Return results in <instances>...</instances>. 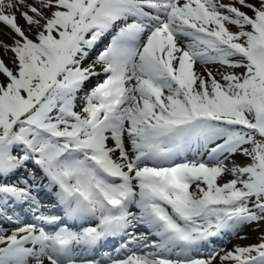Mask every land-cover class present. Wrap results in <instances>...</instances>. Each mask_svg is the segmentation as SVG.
Instances as JSON below:
<instances>
[{"label": "snow or ice", "instance_id": "snow-or-ice-1", "mask_svg": "<svg viewBox=\"0 0 264 264\" xmlns=\"http://www.w3.org/2000/svg\"><path fill=\"white\" fill-rule=\"evenodd\" d=\"M261 224L264 0H0V264H264L215 244Z\"/></svg>", "mask_w": 264, "mask_h": 264}, {"label": "rangeland", "instance_id": "rangeland-1", "mask_svg": "<svg viewBox=\"0 0 264 264\" xmlns=\"http://www.w3.org/2000/svg\"><path fill=\"white\" fill-rule=\"evenodd\" d=\"M227 2V1H226ZM233 31H235L236 29L235 28H233L232 29ZM109 40H110V36L109 37H106V38H104L103 40H102V42L98 45V47H97V49H95L94 51H93V53H92V55H91V59H94L95 58V55L100 51V50H102L103 49V47L109 42ZM87 62H91L90 60L89 61H87ZM86 62V63H87ZM197 69L198 70H200V71H202L203 69L199 66V65H197ZM93 83H95V81H93ZM238 160L240 159V158H237ZM30 170H31V167H30ZM25 175V173L23 172V170L21 171V172H19V173H17V176H24ZM15 178L16 177H12L11 179L12 180H15ZM16 211L18 212V213H20V209L19 208H17L16 209ZM27 219H28V217H27ZM5 227H8V225H5ZM261 232H264V224H261L260 226H259V228L257 229L256 228V226H253V229L250 231V232H247V235H248V239H246V240H237L235 237H233V238H231V239H229L228 237H225L224 238V240L223 241H217V242H215V244L216 245H218V246H222V247H226L227 246V244L230 242V241H234V240H237V242L239 243V244H251V243H256L257 242V237L260 235V233ZM139 234V230L137 231V235ZM118 243H119V241H118ZM118 243L116 244V245H118ZM116 245L114 246V247H116ZM102 251H104V250H102ZM112 250H110V254H112V255H116V254H113V252H111ZM102 254H103V252H102ZM101 254V255H102ZM123 256V255H122ZM93 258V257H92ZM95 258H97V259H99L100 257H97V256H95ZM91 259V258H90Z\"/></svg>", "mask_w": 264, "mask_h": 264}, {"label": "bare ground", "instance_id": "bare-ground-1", "mask_svg": "<svg viewBox=\"0 0 264 264\" xmlns=\"http://www.w3.org/2000/svg\"><path fill=\"white\" fill-rule=\"evenodd\" d=\"M227 0H224V2H226ZM40 179V177L38 176L37 177V180H39ZM46 182V181H45ZM41 194H43V193H41ZM44 195V194H43ZM44 201H45V204H46V206H47V208L45 209V214H59V213H57L56 212V210L55 209H53L52 208V205L50 204V202L44 197ZM48 209H51V212H49L48 211ZM253 229V227H251V228H248V229H246V232H250L251 230ZM218 241V240H217ZM236 244H239L238 242H237V240H234V241H230L228 244H227V246L225 247L226 249H231L234 245H236ZM119 247H120V245H119ZM119 247H117V248H119ZM129 247H132V248H134L135 246L134 245H129ZM124 253H125V250H122L120 253H119V255H124ZM92 255V253H85V258H87L88 256H91Z\"/></svg>", "mask_w": 264, "mask_h": 264}]
</instances>
